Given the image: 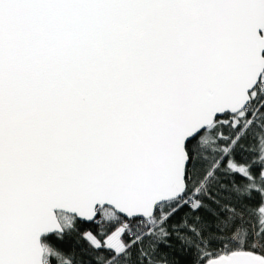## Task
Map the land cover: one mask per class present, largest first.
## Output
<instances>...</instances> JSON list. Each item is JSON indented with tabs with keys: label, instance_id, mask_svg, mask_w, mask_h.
<instances>
[{
	"label": "snow or ice",
	"instance_id": "snow-or-ice-1",
	"mask_svg": "<svg viewBox=\"0 0 264 264\" xmlns=\"http://www.w3.org/2000/svg\"><path fill=\"white\" fill-rule=\"evenodd\" d=\"M0 264H264V0H0Z\"/></svg>",
	"mask_w": 264,
	"mask_h": 264
}]
</instances>
